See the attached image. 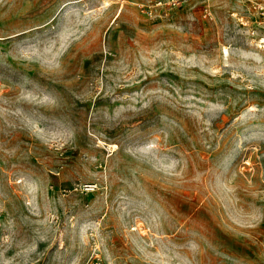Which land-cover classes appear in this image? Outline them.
<instances>
[{
    "label": "rangeland",
    "instance_id": "1",
    "mask_svg": "<svg viewBox=\"0 0 264 264\" xmlns=\"http://www.w3.org/2000/svg\"><path fill=\"white\" fill-rule=\"evenodd\" d=\"M169 1L0 0V264H264V0Z\"/></svg>",
    "mask_w": 264,
    "mask_h": 264
},
{
    "label": "built area",
    "instance_id": "2",
    "mask_svg": "<svg viewBox=\"0 0 264 264\" xmlns=\"http://www.w3.org/2000/svg\"><path fill=\"white\" fill-rule=\"evenodd\" d=\"M183 0H170L168 3L175 4V3H180Z\"/></svg>",
    "mask_w": 264,
    "mask_h": 264
},
{
    "label": "bare ground",
    "instance_id": "3",
    "mask_svg": "<svg viewBox=\"0 0 264 264\" xmlns=\"http://www.w3.org/2000/svg\"><path fill=\"white\" fill-rule=\"evenodd\" d=\"M262 41H263V39H262ZM224 50H225V51L227 50L226 47H224Z\"/></svg>",
    "mask_w": 264,
    "mask_h": 264
}]
</instances>
